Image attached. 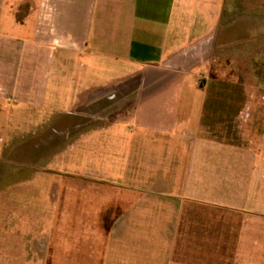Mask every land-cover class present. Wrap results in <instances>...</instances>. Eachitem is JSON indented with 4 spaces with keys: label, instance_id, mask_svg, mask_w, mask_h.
Here are the masks:
<instances>
[{
    "label": "crops",
    "instance_id": "1",
    "mask_svg": "<svg viewBox=\"0 0 264 264\" xmlns=\"http://www.w3.org/2000/svg\"><path fill=\"white\" fill-rule=\"evenodd\" d=\"M227 1L0 0V50L23 66L2 62L0 114L70 97L76 115L122 119L118 172L94 171L114 199L92 210L54 189L34 264H264V92L240 107L201 85L239 40Z\"/></svg>",
    "mask_w": 264,
    "mask_h": 264
},
{
    "label": "rangeland",
    "instance_id": "2",
    "mask_svg": "<svg viewBox=\"0 0 264 264\" xmlns=\"http://www.w3.org/2000/svg\"><path fill=\"white\" fill-rule=\"evenodd\" d=\"M224 21L231 28L228 38L239 40L224 45L201 85L210 92L237 94L241 107L248 102L247 91L264 92V0H228ZM21 60V49L14 55L0 50V75L2 62L5 71L21 73ZM33 101L36 107L25 116L4 110L0 114V264L38 261L27 257L25 245L30 228L37 229L47 217L43 207L59 197L54 189H68L66 202L86 203L92 210L115 197L96 184L99 175L94 171L118 172L112 165L120 166L122 131L112 123L120 125L121 116L96 109L88 117L76 115L70 111V97L50 100L46 110L39 107V96ZM20 118L29 124L28 130L12 123ZM72 188L77 190L73 194Z\"/></svg>",
    "mask_w": 264,
    "mask_h": 264
},
{
    "label": "built area",
    "instance_id": "3",
    "mask_svg": "<svg viewBox=\"0 0 264 264\" xmlns=\"http://www.w3.org/2000/svg\"><path fill=\"white\" fill-rule=\"evenodd\" d=\"M201 83V82H200Z\"/></svg>",
    "mask_w": 264,
    "mask_h": 264
}]
</instances>
